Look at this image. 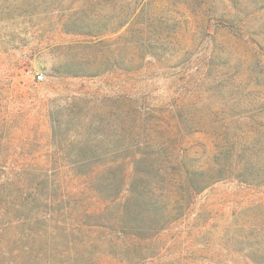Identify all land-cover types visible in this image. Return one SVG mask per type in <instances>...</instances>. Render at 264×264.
<instances>
[{
  "label": "rangeland",
  "instance_id": "374dc122",
  "mask_svg": "<svg viewBox=\"0 0 264 264\" xmlns=\"http://www.w3.org/2000/svg\"><path fill=\"white\" fill-rule=\"evenodd\" d=\"M0 264H264V0H0Z\"/></svg>",
  "mask_w": 264,
  "mask_h": 264
},
{
  "label": "trees",
  "instance_id": "16d2710c",
  "mask_svg": "<svg viewBox=\"0 0 264 264\" xmlns=\"http://www.w3.org/2000/svg\"><path fill=\"white\" fill-rule=\"evenodd\" d=\"M109 165H112L111 162H108ZM249 165H251L250 163L246 164V167H248ZM114 168V166H110L109 167ZM232 169V168H230ZM80 178H83L81 176H78ZM199 175L198 174H194V178L192 179L191 176L188 177V182H191L192 187L194 189H197V192H202L203 190H205L209 184H206V182H204V184H202L201 180L199 179ZM236 180H238L241 183H246V180L241 179L239 175L234 176ZM94 185L97 184L98 179H94ZM196 180V181H195ZM42 188L39 185L38 187H36L35 189H33V191H29L27 192V190H23V188H21V190H19V198L21 199V201H25L28 200V202H32V203H37L39 201H43V202H47L50 201L53 205L57 204L59 202V197L56 194H52L50 196H46L45 194H42L41 192ZM121 190H118V192ZM127 192L126 197L124 198V202L121 206V211H120V217L118 218V220L116 221V224L114 225L115 228L119 229V233H122L123 235H133L135 236L136 234L138 235H146L149 233L150 236H154L158 233H160L161 231H163L164 229L167 228V226L170 224L169 222L165 223L163 222V220H160L157 215L160 212H157L156 216H154L155 219H157V223H154L153 220H149L147 222H138L139 220H136L133 217L132 214V207H131V197L130 195L128 196L129 191H125V193ZM159 219V220H158ZM135 233V234H134Z\"/></svg>",
  "mask_w": 264,
  "mask_h": 264
},
{
  "label": "built area",
  "instance_id": "2783aa9c",
  "mask_svg": "<svg viewBox=\"0 0 264 264\" xmlns=\"http://www.w3.org/2000/svg\"><path fill=\"white\" fill-rule=\"evenodd\" d=\"M42 79V76L41 75H38V76H36V80H41Z\"/></svg>",
  "mask_w": 264,
  "mask_h": 264
}]
</instances>
